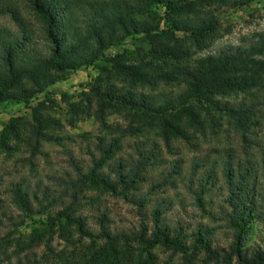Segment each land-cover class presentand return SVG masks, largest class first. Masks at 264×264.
<instances>
[{"label": "trees", "instance_id": "trees-1", "mask_svg": "<svg viewBox=\"0 0 264 264\" xmlns=\"http://www.w3.org/2000/svg\"><path fill=\"white\" fill-rule=\"evenodd\" d=\"M255 1L0 0V106L27 105L69 74L104 63L72 112L97 125L87 139L90 165L71 162L72 173L49 177L50 186L10 183L22 215L36 208L51 224L28 237L6 233L0 264H162L160 253L168 254L164 264H264V31L198 57L225 35L219 10ZM135 38L149 46L137 62L107 56ZM31 113L4 128L0 154H27L32 171L44 146L63 141L64 126L44 103ZM222 135L226 144L213 146ZM205 143L210 149L201 150ZM178 146L193 154L189 162L176 158ZM179 185L199 213L161 195ZM91 191L97 197L86 215ZM104 197L136 210L135 228L113 229ZM5 208L0 197L1 224ZM254 224L262 239L249 247ZM56 232L70 246L53 249L48 236ZM221 232L227 246L216 240Z\"/></svg>", "mask_w": 264, "mask_h": 264}, {"label": "rangeland", "instance_id": "rangeland-1", "mask_svg": "<svg viewBox=\"0 0 264 264\" xmlns=\"http://www.w3.org/2000/svg\"><path fill=\"white\" fill-rule=\"evenodd\" d=\"M163 11L159 12V16L163 17ZM218 23L222 32L225 35L217 40L207 52L199 55L204 57L210 53H218L221 49L236 48L248 44L249 40L258 33L264 31V0H257L254 3L239 9H221L217 12ZM140 47L149 48L147 43H142L139 38L130 39L113 50L107 53V56H120L126 62H137L139 60ZM104 63H99L95 67L81 69L69 74L66 81L61 82L51 87L47 92L35 97L29 104H8L0 106V135L4 128L14 119L23 118L31 120V110L37 107L40 103H44V112L46 115L54 118L64 126V131L61 133L63 141L60 145L44 146V156L35 160V167L31 171L25 160L29 157L27 154H17L15 157H6L5 154H0V197L6 201L5 215L2 224L0 225V238L6 233L13 231L15 238L28 237L35 230L41 232L44 226L51 224L48 216L42 217L38 215L37 209L34 210V216H25L12 204L8 189L10 183L21 182L26 180L31 184L41 181L45 185H49V177H63L67 173H72L70 163H81L84 167L90 165V158L87 151V139L89 135L98 133L97 125L92 117L87 115H75L72 113L75 107L83 108V103L89 94V88L100 75L99 67ZM111 122H115L112 118ZM220 142H213V146H223L226 144L225 136L220 137ZM211 145L205 143L201 145V150L210 149ZM178 157L189 162L193 154L189 153L184 146H178L176 150ZM171 159V158H170ZM186 167V166H185ZM50 186V185H49ZM161 195L166 196L173 202L184 201L187 206V213L190 216L196 212V208L192 207L190 198L186 195L181 185L176 190H167ZM83 201L84 211L86 215H90L92 210H89L91 199H95L97 194L89 192L85 195ZM214 201H218L217 196H213ZM103 202L107 203V207L112 209V228L115 230H129L135 228L139 222L135 216L136 210L130 206L123 204L122 201L103 198ZM177 208V206H176ZM93 212V211H92ZM174 212L179 213L178 210ZM173 215V219L176 217ZM185 216V214H182ZM9 217H14L15 222H10ZM172 219V216H170ZM24 219V220H23ZM24 221V224H23ZM195 223V221L193 222ZM197 223V222H196ZM209 224L207 220L203 222ZM12 225V226H11ZM17 230H14V226ZM262 228L258 224L252 226L251 234L249 235V247H254L260 243ZM222 231V230H220ZM61 233L48 236L51 237V247L56 251L70 246ZM53 237V238H52ZM216 240L223 246L229 244L230 239H227L225 233H218ZM39 255L45 252V245H42L37 250ZM168 254L160 253L162 264L168 261ZM16 263V261L14 262ZM48 264H55L50 262Z\"/></svg>", "mask_w": 264, "mask_h": 264}]
</instances>
